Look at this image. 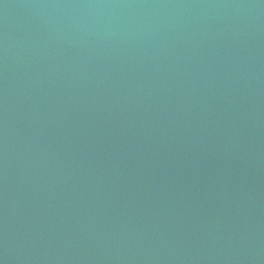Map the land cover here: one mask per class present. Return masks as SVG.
Segmentation results:
<instances>
[{
	"label": "water",
	"instance_id": "1",
	"mask_svg": "<svg viewBox=\"0 0 264 264\" xmlns=\"http://www.w3.org/2000/svg\"><path fill=\"white\" fill-rule=\"evenodd\" d=\"M0 264H264V0H0Z\"/></svg>",
	"mask_w": 264,
	"mask_h": 264
}]
</instances>
